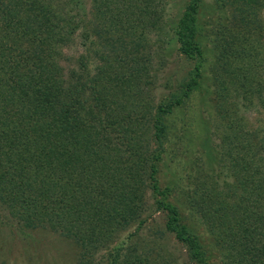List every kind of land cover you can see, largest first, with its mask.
Instances as JSON below:
<instances>
[{"label":"trees","instance_id":"1","mask_svg":"<svg viewBox=\"0 0 264 264\" xmlns=\"http://www.w3.org/2000/svg\"><path fill=\"white\" fill-rule=\"evenodd\" d=\"M79 1L0 0V202L23 233L49 229L77 238L79 264H97L100 251L104 264H149L146 256L129 255V236L117 237L150 203L153 211L165 214V231L187 248L191 259L211 264L198 237L180 224L177 207L164 199L157 177L165 139L162 120L202 78L204 54L191 38L200 0H189L175 29L179 53L193 62L191 75L169 101L147 115L145 130L135 110L139 104L117 91L119 64L121 69L126 65L116 58L117 48H111L119 63L115 69L91 70L88 51L75 59L66 54L79 28L88 24L76 14ZM96 1L103 35L117 41L134 31L129 12L140 0ZM122 54L130 59L128 50ZM112 69L115 78H110ZM131 106L140 121L134 126ZM140 127L160 153L147 154L137 146ZM247 143L240 145L241 159L245 149V156L258 151L252 134ZM239 159L236 171L251 172L248 192L233 211L228 209L227 220H218L217 233L228 264H264V166L255 167L252 160L248 168Z\"/></svg>","mask_w":264,"mask_h":264},{"label":"rangeland","instance_id":"2","mask_svg":"<svg viewBox=\"0 0 264 264\" xmlns=\"http://www.w3.org/2000/svg\"><path fill=\"white\" fill-rule=\"evenodd\" d=\"M97 4L96 0L77 4L78 19L88 24L79 28L66 54L75 59L88 51L91 70L109 69L119 64L111 52L117 48L116 58L126 64L122 69L119 64L117 91L123 97L126 92L139 104L135 110L145 130L147 115L169 101L191 75L193 62L179 53L175 35L189 0H155L153 17L149 15L151 0H140L129 12L135 18L134 31L117 41L102 34ZM195 18L191 38L204 54L202 78L188 98L162 120L165 139L157 177L164 199L177 207L180 224L198 237L211 264H228L217 233L218 220H227L228 209L233 211L247 194L246 177L251 173L237 172L236 159L240 156L248 168L252 160L255 167L264 166V0H200ZM122 49L131 53L130 59ZM100 56H104L102 61ZM114 69L110 78H115ZM131 110L134 126L140 121L135 120L133 106ZM142 127L137 146L147 154L160 153ZM249 134L258 143V151L245 156V149L241 159L240 145L247 146ZM229 214L231 218L233 213ZM139 220L117 237L129 236V255L146 256L149 264H196L187 248L165 231L164 213L153 211L149 203ZM79 247L77 238L49 229L23 233L0 202V264H79ZM95 258L97 264H104L103 251Z\"/></svg>","mask_w":264,"mask_h":264}]
</instances>
